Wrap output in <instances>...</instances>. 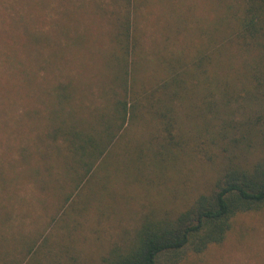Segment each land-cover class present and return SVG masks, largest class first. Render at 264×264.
<instances>
[{
	"label": "trees",
	"instance_id": "obj_1",
	"mask_svg": "<svg viewBox=\"0 0 264 264\" xmlns=\"http://www.w3.org/2000/svg\"><path fill=\"white\" fill-rule=\"evenodd\" d=\"M240 1L242 13L232 27L226 24L229 30L215 22L198 43L163 58L158 78L139 80L134 67L138 39L132 25L137 4L115 0L109 53L114 88L100 94L102 107L92 108L83 94V113L81 104L71 105L66 113L64 106L75 93L68 84L53 85L51 103L60 109L51 112L54 123L47 130V162H54L47 165V190L63 185L56 178L62 169L66 194L59 202L71 203L74 193L69 194L68 187L78 191L96 168L105 170L111 164L110 147L140 120L147 127L145 135L138 137L132 151L129 143L121 150L128 151L120 158L127 171L124 182L147 189L175 180L180 191L184 186L190 194L179 203L175 195L173 206L151 205L127 242L113 244L101 264H163L187 252L201 255L224 242L237 216L264 207V0ZM234 38L246 50L258 49L245 64L243 82L240 75L231 74L233 63L224 57ZM85 112L91 121L83 117ZM76 196L80 217L90 202ZM110 208L100 209L99 221ZM40 247L28 250L27 264L77 261L79 250L71 235Z\"/></svg>",
	"mask_w": 264,
	"mask_h": 264
},
{
	"label": "rangeland",
	"instance_id": "obj_2",
	"mask_svg": "<svg viewBox=\"0 0 264 264\" xmlns=\"http://www.w3.org/2000/svg\"><path fill=\"white\" fill-rule=\"evenodd\" d=\"M135 2L134 67L139 80L158 78L163 58L186 44L198 43L215 22L229 30L226 26L232 27L242 13L240 0ZM116 12L115 0H0V264H27L28 250L40 246L43 250L64 235L74 237L79 251H70L77 254L76 262L66 258L61 264H101L113 244L127 242L151 205L173 206L175 195L178 203L190 195L184 186L180 191L175 180L147 189L139 187L141 183L124 182L127 171L120 158L128 151L121 150L129 143L132 151L138 137L145 135L142 120L117 137L105 170L96 168L78 191L67 188L74 193L71 203L59 202L66 194L62 169L56 178L63 185L47 190V165H54L47 162V130L54 123L51 112L60 109L51 103L53 85L68 84L75 93L64 106L66 113L71 105L80 104L83 113V94L92 108L102 107L100 94L114 88L109 53ZM245 48L234 38L224 55L233 63L231 74L240 75L242 82L245 64L258 53L254 46ZM87 119L91 121V115ZM107 178L111 183L105 184ZM76 194L90 202L80 217ZM78 199L79 206L75 205ZM103 206L111 208L99 221ZM163 264H264V207L237 216L221 245L201 255L183 253Z\"/></svg>",
	"mask_w": 264,
	"mask_h": 264
}]
</instances>
